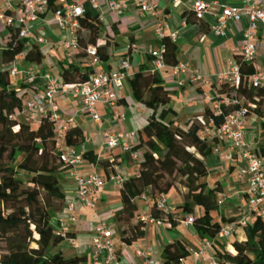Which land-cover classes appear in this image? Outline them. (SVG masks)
<instances>
[{"label": "trees", "instance_id": "trees-1", "mask_svg": "<svg viewBox=\"0 0 264 264\" xmlns=\"http://www.w3.org/2000/svg\"><path fill=\"white\" fill-rule=\"evenodd\" d=\"M54 2L48 0V7L54 9ZM180 15L187 23H196L190 10L183 9ZM80 23L82 30L77 32L79 52L70 62L61 65V78L68 86L87 82L94 71L86 58L85 48L97 44L101 22L97 16L85 14L80 18ZM202 23L201 20L197 24L201 27ZM18 29L19 25L7 27L9 38L0 44V264H81L85 262V257L66 258L60 252L53 251L66 236L54 233L52 227V220L65 203L58 176L71 165L61 161L56 154L51 124L47 119H42L33 128L13 118L14 113L22 107L24 92L13 87L10 65L21 53L30 63L38 64L43 58L34 44L24 50V42L17 36ZM161 42L165 47L164 61L167 64L177 62V46L168 38ZM97 56L106 60L108 55L105 48L98 46ZM235 61L240 70L239 85L222 82L218 88L220 94L235 101L222 106V114L243 106L247 116L254 114L262 118L264 84H247L245 77L255 73L253 64L243 61L237 53ZM127 84L135 101L150 111L145 126L137 131L140 141L135 148L142 151L138 174L123 179L119 188L121 207L112 215L120 240L131 245L146 234V222L125 209L134 199L144 195L152 203L151 217L171 227L179 221L178 216L155 208L156 201L162 195L173 189L184 202L202 206L205 193L214 198L215 192H220L221 188L218 183L207 188L204 181L208 174L204 160L212 153L214 141L201 139L200 136L212 118L211 109L205 107L203 112L191 115L180 123L177 112L169 106L170 92L163 86V79L158 73L140 67L127 80ZM214 119L218 124L222 115ZM85 139L81 128L73 125L67 129L64 142L66 146H77ZM255 151L264 157V145ZM16 152L22 153L17 168L32 174L26 183L13 180L16 169L11 164ZM81 156L99 166L105 175H109L115 165L132 163L128 153L105 158L88 150ZM233 219L220 217L221 222ZM221 222H214L210 212L205 210L197 218L196 233L200 237L212 236L218 232ZM239 228L242 236L230 243L233 254L224 249L223 256L232 264H264V221L254 218ZM173 248L177 252L174 253ZM187 255L185 244L177 240L163 247L160 258L162 264H179Z\"/></svg>", "mask_w": 264, "mask_h": 264}, {"label": "crops", "instance_id": "crops-1", "mask_svg": "<svg viewBox=\"0 0 264 264\" xmlns=\"http://www.w3.org/2000/svg\"><path fill=\"white\" fill-rule=\"evenodd\" d=\"M73 1L83 6L84 15L97 16L101 22L96 47L97 49L98 46L105 48L108 57L106 60L99 59L96 68L113 70L119 58L128 56L135 69L144 67L148 70L149 57L146 52L147 46H156L158 44L153 33L154 19L152 17L141 15L134 5H129L121 15L113 14L108 10V1L110 0H96V7L92 6L89 0ZM153 1L159 5V13L163 12L167 15L169 31H178L179 38L176 43L178 49L177 60L188 63L190 68L193 71H197L200 75V78L195 79L189 72L173 74L170 69L158 72L163 79V86L170 92L169 106L177 112L179 122L184 123L191 115L203 112L205 107L213 110L214 105L219 101L222 94L218 92V88L223 81L219 79L218 74L228 65L236 63L235 54L237 52L231 50L226 43L229 46H238L245 42L244 29L248 25V18L243 13L239 23H230L226 28L225 36L218 37L209 28L211 17L208 15L202 19L203 23L201 27L193 22H188L184 26L181 25V11L187 9L189 2L193 0H180L179 5H174L171 0ZM204 1L214 2L216 4L213 6L214 9H218L219 5L242 6L254 0ZM260 1L264 9V0ZM33 24L34 30L45 39V43L39 46L43 58L38 64L30 63L25 61L24 54L21 53L16 57V62L21 66L35 65V68L40 72L50 71L61 77L62 63L66 64L70 62L73 56L79 52L78 50L71 56H68L61 45L62 39L70 37V29L59 28L53 19L52 8H48L40 19ZM258 26L256 62L253 66L255 70H264V29L261 23ZM0 35V44H4L9 38V32L1 20ZM22 41L24 42V50L33 44L27 39H22ZM131 43L138 44V52H131ZM249 77H245L247 84ZM11 81L16 90L24 92L23 102L29 97L30 90L21 78ZM44 83L45 79L37 75L31 84V89L33 91H41ZM117 95L118 100L115 110H112L107 105L101 106L100 114L103 122L99 123L90 119L86 109L78 100H69L63 96L55 95L54 100L58 104L61 114L64 117H72L75 125L81 127L86 137L83 143L77 146H66L67 149L73 147L79 154L93 150L98 155L109 158L110 153L100 150L102 141L100 131L105 125V121L116 117L119 125L125 131H138L145 126L146 118L150 111L135 101L127 82L118 89ZM263 132L264 117L260 118L254 114L247 116L246 139L248 146L253 144L252 140L257 134ZM114 154H118V151H115ZM204 165L208 171V174L204 178L207 188L214 187L215 183H218L221 188V191L215 192L214 195V199L217 200L219 206V216L217 218L214 217V213H217V211L205 209L204 202L202 206H195L192 202H184L181 195L173 189L165 195L169 205L179 206L177 209H179L178 215L180 216L189 213V210L186 211L187 208L193 209L196 216H200L205 210H208L212 218H214V222H221L220 217H226L227 212H230L228 215L230 218H238L239 216L234 217L235 214L232 213L233 207L237 208V211H240L241 215L245 214L247 212L246 195L244 193L245 183L237 176V170L243 165L240 152H233L231 160L211 153L206 156ZM121 169H123V174L126 173L125 169L131 170L130 175L134 173L131 163H123ZM75 170L82 174L89 172L104 173L99 166L91 164L84 159L75 165ZM58 178L65 194V203L63 209L52 220V227L54 233L66 236L54 247L53 251L60 252L66 258L72 256L85 257V262L81 264H88L89 241L92 227L96 221H107L114 229L116 237L119 238L117 225L112 220L113 212L121 207L119 188L112 182L106 183L103 186L102 198L97 208L92 210L87 207L77 206L75 210L76 219L71 221L68 219L69 212L66 206L75 197L73 181L67 171L61 173ZM205 196H208L207 193L204 194V200ZM228 203H232L233 206L228 207ZM150 204L151 202L142 195L134 199L125 209L133 212L136 218L143 220V213L146 214L148 212V215L150 214ZM142 209H144L143 213ZM145 222L146 234L143 238L137 240L136 244L145 247L152 255L160 257V253L166 244H174L175 241L179 240L185 244L188 251V255L185 258L188 261L192 260L190 250L197 246L202 238L197 235L196 226L184 227L179 221L177 225L171 227H168L166 223L157 225L148 221ZM151 233L152 236L150 237ZM227 241L228 239H225L221 244ZM221 244L218 245V248H220ZM116 248L118 249L119 264H137L138 260L135 257L132 245H122L118 241Z\"/></svg>", "mask_w": 264, "mask_h": 264}, {"label": "built area", "instance_id": "built-area-1", "mask_svg": "<svg viewBox=\"0 0 264 264\" xmlns=\"http://www.w3.org/2000/svg\"><path fill=\"white\" fill-rule=\"evenodd\" d=\"M89 1L92 6H97L96 0ZM171 1L174 5L180 4V0ZM54 5V21L59 28L70 29L71 31L68 39L61 40V45L68 56H71L79 50L77 32L82 30L80 18L84 16V8L73 0H55ZM129 5H134L141 15H148L154 19L153 33L158 44L147 46L148 71L158 73L170 69L173 74L189 72L193 78H200L197 71H193L186 62L177 61L173 64H167L164 61L165 47L161 41L168 38L176 45L179 36L178 31H169L167 15L163 12L159 13V5L156 2L153 0H110L108 1V10L113 14L121 15ZM215 5L214 2L193 0L189 2L187 9L194 14L196 23H199L205 16H210L209 28L218 37H224L228 25L232 22L239 23L241 15L244 13L248 18V25L244 29L245 42L238 46H229L227 43L226 45L237 52L243 61L254 64L256 62L258 24L261 23L264 29V9L261 6V1H249L242 6L219 5L218 9H214L213 6ZM48 8V0H0V20L6 27L19 25L18 38L27 39L39 48L45 43V39L34 30L33 23L40 19ZM185 24L187 22L182 18L181 25L184 26ZM130 49L131 52H138V44L131 43ZM85 53L94 71L89 80L80 85L68 86L64 84L59 75L50 71L40 72L35 68V65L23 67L16 62V58L9 68L11 80L23 79L31 92L29 97L22 102L21 109L14 113L13 118L24 116L36 127L42 119H47L51 124L56 154L61 161L71 165L66 170L73 181L75 190L74 200L66 206L69 212L68 219L71 221L76 219L75 210L77 206L95 210L102 198L103 186L112 182L120 188L125 177L121 165H115L114 170L109 175L97 172L82 174L75 170V165L83 158L73 147L67 149L64 142L67 129L75 125L74 119L64 117L61 114L54 97L60 95L69 100H78L86 109L90 119L98 123L103 122L100 114L101 106L107 105L112 110L116 109L118 89L133 76L136 70L128 56L119 58L113 70L98 69L96 68L99 62L96 45H88L85 48ZM37 75L45 79L41 91L31 89V84ZM218 77L223 82L238 86L240 81L238 64L228 65L218 74ZM248 84L252 86L264 84V70H255V73L249 77ZM234 102L225 94L221 95L211 110L212 118L200 138L213 140L212 153L221 155L224 159L231 160L233 152H240L243 165L237 170V176L245 183L244 193L247 212L232 221L221 223L216 234L203 236L199 244L190 250L192 260L188 261L186 258H182L179 264H232L223 256L218 245L231 237L237 228L246 226L252 219L259 218L264 221V157L247 144L245 108L240 106L238 109L222 114L221 107ZM219 115H222V119L217 124L214 117ZM100 134L102 138L100 150L110 153L109 158L115 155V151H118V154L128 153L134 168L132 175L138 174L142 154L140 149L135 148L140 141L138 132L136 130H123L115 117L105 121ZM151 205L152 203L150 207ZM155 208L176 215L179 213L176 206L169 205L165 195L156 201ZM147 218L151 223L163 225L162 221L152 218L150 214ZM178 218L184 227H189L196 226L198 216L189 212L185 215H178ZM118 241L122 245H126L116 237L114 229L107 221H96L92 227L89 241L88 264H119L118 249L116 248ZM72 243L74 244V242ZM131 245L138 260L137 264H162V259L152 255L145 247L135 242ZM216 251H220V254H217ZM229 254L232 255L233 252Z\"/></svg>", "mask_w": 264, "mask_h": 264}, {"label": "rangeland", "instance_id": "rangeland-1", "mask_svg": "<svg viewBox=\"0 0 264 264\" xmlns=\"http://www.w3.org/2000/svg\"><path fill=\"white\" fill-rule=\"evenodd\" d=\"M4 34H5V32H4ZM3 34V35H4ZM1 36V35H0ZM23 67H25V66H23ZM18 120H20V121H23V122H25V123H28L31 127H33V128H35L36 126L33 124V123H31L30 121H27L26 119H25V117L24 116H19L18 118H17ZM253 144L251 145V146H249L250 148H255V149H258V147L259 146H261V145H264V132L263 133H259V134H257L254 138H253ZM21 158H22V153H20V152H16V154H15V157H14V161H13V163L11 164L15 169H16V174L14 175V177H13V180L14 181H17V182H23V183H26L28 180H29V178L31 177V173H29V172H27V171H24V170H21V169H19V168H17V164H18V162L21 160ZM123 170V169H122ZM123 172V171H122ZM125 174H124V176L125 177H127V176H129L130 174H131V170L130 169H125ZM103 190V189H102ZM204 205H205V209H212V210H215V211H217V213H214L215 214V216L214 217H218L219 216V206H218V203H217V200L216 199H214V198H208V196H205V200H204ZM227 206L228 207H232L233 206V204L232 203H228L227 204ZM177 208H179V206H176ZM180 207H182V206H180ZM146 210V209H145ZM189 210V212H191V213H195V211L193 210V209H186V211H188ZM138 211H139V209H138ZM143 211H144V209H142V213H143ZM214 211V212H215ZM233 212L232 213H234L235 214V216L234 217H238V216H240L241 215V213H240V211H237V208H234L233 207V210H232ZM144 215V218L145 219H143V220H146V221H148L149 222V220H148V218H147V216H148V212L145 214V213H143ZM230 214V212H227V216L225 217L227 220L230 218L228 215ZM147 218V219H146ZM179 219V218H178ZM214 219V218H213ZM250 219V218H249ZM218 222V221H217ZM221 223H223V222H221ZM178 224V222L176 221L175 222V225H177ZM236 232H234V234L231 236V237H229V238H227L228 239V241L226 242V243H223V244H221L220 245V251H224V249H227V251H228V253H231V251L233 252V248L230 246V243L232 242V241H234V240H236V239H240V237L242 236V231H241V229L240 228H237L236 230H235ZM152 236V233L150 234V237ZM183 243V242H182ZM184 244V243H183ZM173 251H174V253L175 252H177V249H174L173 248ZM220 251H216V253L217 254H220Z\"/></svg>", "mask_w": 264, "mask_h": 264}]
</instances>
